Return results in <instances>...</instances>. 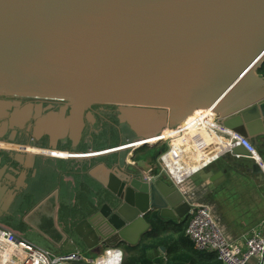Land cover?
I'll list each match as a JSON object with an SVG mask.
<instances>
[{"label":"water","instance_id":"water-1","mask_svg":"<svg viewBox=\"0 0 264 264\" xmlns=\"http://www.w3.org/2000/svg\"><path fill=\"white\" fill-rule=\"evenodd\" d=\"M263 63L264 0H0V118L16 98L70 107L54 119L69 129L72 151L64 141L25 148L102 157L211 110L261 158L264 93L251 88L264 85L256 75ZM8 133L1 144L10 145ZM228 153L249 156L240 143ZM251 170L263 177L258 164ZM133 172L126 166L114 200L85 222L103 246H135L189 212L174 184Z\"/></svg>","mask_w":264,"mask_h":264},{"label":"crops","instance_id":"crops-1","mask_svg":"<svg viewBox=\"0 0 264 264\" xmlns=\"http://www.w3.org/2000/svg\"><path fill=\"white\" fill-rule=\"evenodd\" d=\"M256 75L260 76L258 73ZM251 91L264 93V85L253 84ZM233 104L230 100L227 101L223 105V112H229ZM220 120L218 116H215L212 122L218 125ZM182 130L193 131L190 128H182ZM217 132L226 140L229 137L227 133ZM171 136L169 139L173 138ZM206 136L209 138V133H206ZM167 141L171 152L177 156L174 164L181 166L180 171L175 170L176 165L171 166L173 176L180 180L182 176L185 177L179 182L171 183L174 185L176 183L178 190L181 188L186 190L188 198L211 203L206 201L209 200V197L206 196V199L205 195H202L201 188L206 187L208 192L215 193L216 197L217 192H221L223 185L227 184L229 180L228 169H231L232 175L233 173H241L245 176H249L250 173L253 175L251 169L255 163L245 157L232 159L228 153L229 149L223 150L220 156L200 167L203 164L202 161L189 160V158L193 159L191 154L190 157L183 156V151L179 154L175 150L173 141ZM0 148V225H6L9 230L54 255L74 252L99 255L108 250H118L122 253V249L126 246L128 249L138 250L139 254L143 255L138 264H166L165 258L157 254V252L168 254L166 249L163 248L164 251H162L161 246L156 247L152 243L144 248L140 245L145 240L156 242L159 240L158 238L164 237L161 235L167 232L170 234L166 235L169 236L166 238L170 243H174L173 252L187 251L188 249L192 251V254L199 256L201 261L205 256L203 254H211L201 253L202 255H199L185 236L188 215L185 219L176 222L168 221V223H162L159 228L154 227V233L143 236L135 246H127V244L117 247L103 246L102 242L97 241L94 229L85 223L101 208L103 209L105 204L114 200L113 192H118L125 175L128 179L130 177L125 173L126 166L135 170L133 174L137 172L147 178L161 176L162 171L156 165V159L161 153L168 150L167 145L164 150L156 149V156H153V153L149 151L151 148H146L144 151L120 150L102 157L91 155L92 151L54 152L1 143ZM7 149L22 151L13 152L15 153L13 154ZM220 150L222 149L218 151ZM97 151L102 150H95V152ZM205 154L208 153L205 152ZM12 159H17L19 164ZM261 159L264 160V154ZM164 162L167 165L173 163L170 158L166 157ZM205 167L208 168L204 175L210 179L213 178V182L207 177L206 182L199 185L191 177L190 172ZM162 178L170 183L164 176ZM116 182H119V185H116ZM123 191L126 192V186L123 187ZM215 197L212 201H216ZM216 202H213L212 205L222 224L227 228L229 236L237 238L251 231V228L249 230L246 228L250 223L248 210V216L245 212V217L239 212L231 215L229 208L225 210V206L228 204L224 198L223 200L219 198ZM221 208H223V213ZM179 240L180 244L177 242Z\"/></svg>","mask_w":264,"mask_h":264},{"label":"built area","instance_id":"built-area-1","mask_svg":"<svg viewBox=\"0 0 264 264\" xmlns=\"http://www.w3.org/2000/svg\"><path fill=\"white\" fill-rule=\"evenodd\" d=\"M216 126L218 125L212 122L211 129L222 132L215 128ZM223 133L229 135L227 140L231 145L240 143L249 153L248 158L250 160L261 168L264 166L256 149L249 142L232 132L225 130ZM145 147H147L146 144H142L139 148ZM167 147L168 150L161 153L156 159V165L162 171L161 177L164 176L170 183L179 182L185 177L182 176L180 180L173 176L171 166L174 167L176 165L174 163L177 156L171 152L168 142ZM139 148H135L134 150ZM165 157L170 158L173 163H169L170 165L165 164ZM175 168L176 171H180L181 166L176 165ZM152 178H155V176ZM179 190L185 193V197L187 196L186 190L182 188ZM186 199L190 209L187 214L188 222L185 228V236L190 240L198 253L214 254L219 264H264V221L246 234L237 238L231 237L217 215L214 206L201 202L198 199L194 200V198L188 197ZM0 239L11 248L6 252L7 255H14L16 257V261L8 257L6 259L7 264L10 262L12 264H79L84 260L81 252L54 256L48 250L33 244L2 225H0Z\"/></svg>","mask_w":264,"mask_h":264},{"label":"rangeland","instance_id":"rangeland-1","mask_svg":"<svg viewBox=\"0 0 264 264\" xmlns=\"http://www.w3.org/2000/svg\"><path fill=\"white\" fill-rule=\"evenodd\" d=\"M199 115L200 116L193 121L191 119L188 120L187 124H185L183 126V128H186V129L190 128L193 131H185L184 130L180 134L176 135L175 137H173L171 139H169V137L171 135H173L172 132H167L166 134H164L163 140L161 142H159L155 148L157 150H164V149H166L165 147H166L167 142H168L167 140H172L173 143L175 144V150L178 152L183 151V156L190 157V154L193 155L194 151L196 153V148L203 150V147H204L203 142L205 139H207V136H206V133L204 131H202L201 129H206V127H208V125L212 123L214 116H212V118H210L211 116L208 114H199ZM205 122H206L205 128L199 127L201 124H203ZM199 123H200V125H199ZM17 147H19V146H17ZM115 147H118V146H115ZM206 149H208V148H206ZM139 150L144 151V150H146V147L139 149ZM199 154H201L200 150L198 151L197 155H199ZM218 156H220V155L216 154L213 157V159L217 158ZM189 160L196 161V162L199 161V160H193L191 158H189ZM207 163H209V160H207V161H205V163L201 164L200 167H203ZM207 168L208 167H205L202 169L198 168L197 170L190 172L191 177L194 178V180L197 181L199 185L203 184L204 181L206 182V180L203 181L202 178L206 179L204 176V173L207 170ZM200 170H202V171H200ZM199 171L203 172V174H199ZM228 172H229V180H228L227 184L223 185L221 192H217L216 197H215V193L208 192L206 187L201 188V191H202L201 193H202V195H205L206 199H207L206 196L209 197L208 198L209 200H206V199L205 200L208 202H211V203H206V204L212 205V204H214L213 202H216L217 200H219V198H220V200H223V198H224L228 204L225 206V210H227L229 208V212L231 215L232 214L235 215L236 213L239 212L240 214L244 215V216L242 215L243 217H245L246 216L245 212L247 213V210H248L250 223H249V226H247L246 228H247V230H249L250 228L252 230L253 228L257 227L258 225H260L264 221V177L260 178L258 176H253L251 173L249 174V176L248 175L245 176V174H241V173H233V175H232L231 169H228ZM214 197L216 198V201H212ZM223 208H221L222 213H223ZM247 216H248V213H247ZM4 226H5V228H8V227H6V225H4ZM168 234H170V233H168V232L164 233L163 235H161L164 237L158 238L159 240L156 242H152V241L149 242V241L145 240V241H143V243H141L140 246L144 248V247H147L149 244L152 243L156 247L161 246L162 248L166 249L168 254H166V252H165L164 254L162 253L163 254L162 255L160 252H157L158 255H161V257L165 258L164 261L166 264H191V260L189 262H187L188 256H189V258L194 257L195 261H199V256H197L196 254H192V251H190L188 249H187V251L181 250L178 252H173V244L174 243H170L168 238H166V237H169V236H166ZM172 236H175V235H172ZM177 242H178V244H180V240ZM122 250L123 251L120 254L119 259H118V264H124L126 261H130L132 259H135L139 255L138 250L135 251L133 249H128V247H126V246ZM97 255L98 254H92L91 255V254H84L81 252V256H83L84 258H87V259L92 258L91 260H99L102 256L105 255V252L102 254H99L98 256ZM54 256H56V255H54ZM79 264H84V263L81 262Z\"/></svg>","mask_w":264,"mask_h":264},{"label":"flooded vegetation","instance_id":"flooded-vegetation-1","mask_svg":"<svg viewBox=\"0 0 264 264\" xmlns=\"http://www.w3.org/2000/svg\"><path fill=\"white\" fill-rule=\"evenodd\" d=\"M16 100L19 105L15 103L16 101L10 100L12 105L9 109H6L7 116L0 118V138H2L3 133L9 132L8 137H6V143L20 147L45 146L57 149L60 143L64 141L68 142L67 144L70 147L66 150L72 151L75 148L69 129H67L69 131L67 132L64 130L66 127H61L63 120L58 122L54 119L63 110H65V117L67 113L69 114L70 107L66 106L65 102L36 98H16ZM17 112L22 115L21 118L17 117ZM4 123L7 124L5 130H3ZM203 145V150L196 148V153L194 151L193 155H191L194 160L202 161V163L214 157L220 152L218 151L219 149L226 147L224 143L212 140L211 136L203 142ZM199 150L201 154L197 155ZM9 151L17 152L19 150L9 149ZM205 152L208 154H205ZM178 153L180 154L182 151Z\"/></svg>","mask_w":264,"mask_h":264},{"label":"bare ground","instance_id":"bare-ground-1","mask_svg":"<svg viewBox=\"0 0 264 264\" xmlns=\"http://www.w3.org/2000/svg\"><path fill=\"white\" fill-rule=\"evenodd\" d=\"M197 114H208L210 116H215L214 112L211 110H195L190 115H188L175 130L163 129L159 137L152 139V140H149V141H144V142L142 140L135 141L131 146H126L125 148L130 149V150H134L135 148H139L142 144H146V145L147 144L148 145L156 144V142L163 140L164 134H166L167 132H172L173 135L171 137H175L176 135L180 134L183 131L182 128L188 122V120L192 119ZM211 125H212V123L209 124L208 127H206V129L204 131H205V133H209L212 140L219 141V142L224 143L226 145V147H224L222 150H220V152H218V155H221L223 150L229 149L231 147V144L224 137L220 136L216 130L211 129ZM215 128H217L218 130H221L222 132L225 131L219 126H216ZM232 133L235 134L234 132H232ZM139 149H137V150H139ZM7 150H9V149H7ZM19 151H22V150H19ZM212 159H213V157L209 158L208 160L210 161ZM262 176L264 177V166L262 167ZM9 249H11L10 246L5 244L0 239V264H7L6 259H8V257L12 258L13 261H16V257L14 255H12V256L7 255L6 252ZM120 253L121 252L118 250H113V251L108 250L107 252L105 251V255L102 256L99 260H91V259L83 258L84 260L82 262L84 264H118V259H119ZM9 264H12V263L10 262ZM70 264H74V263H70ZM75 264H78V263H75Z\"/></svg>","mask_w":264,"mask_h":264},{"label":"trees","instance_id":"trees-1","mask_svg":"<svg viewBox=\"0 0 264 264\" xmlns=\"http://www.w3.org/2000/svg\"><path fill=\"white\" fill-rule=\"evenodd\" d=\"M257 73L261 76V77H263L264 78V63L260 66V68L257 70ZM200 115L199 114H197V115H195L191 120L193 121V120H195L196 118H198ZM190 122V121H189ZM187 124V123H186ZM206 124V122L205 123H203V124H201L200 125V123H199V127H201V128H205V125ZM156 146H154L153 148H151L149 151H151L152 153H153V156H156V152H155V150H156V148H155ZM161 151V150H160ZM152 234V233H151ZM153 237V236H152ZM197 253V252H196ZM199 255H202L201 253H198ZM203 255H205L204 256V259H202V261L201 260H199V261H195V259H194V257L192 258V257H190L189 258V256L187 257V260H191V263L192 264H219L218 262H217V260H216V257H215V255L214 254H203ZM143 258V255H141V254H139L135 259H132V260H130V261H126L124 264H138L139 262H140V260Z\"/></svg>","mask_w":264,"mask_h":264}]
</instances>
